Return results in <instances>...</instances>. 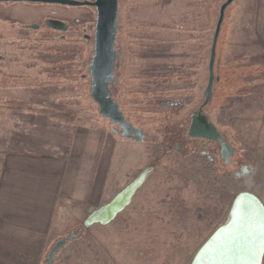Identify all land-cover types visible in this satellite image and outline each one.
Returning a JSON list of instances; mask_svg holds the SVG:
<instances>
[{"label":"rangeland","instance_id":"374dc122","mask_svg":"<svg viewBox=\"0 0 264 264\" xmlns=\"http://www.w3.org/2000/svg\"><path fill=\"white\" fill-rule=\"evenodd\" d=\"M223 1L118 0L114 98L145 135L146 153L140 143L122 152L127 172L146 159L130 179L143 181L107 223L87 221L86 212L56 218L40 264L57 239L79 231L53 264H191L239 193L264 209V0H234L226 8L217 80L202 108L234 150L230 162L217 142L187 134L204 99ZM46 18L69 28L53 30ZM95 18L92 6L0 3V55L8 60L0 62V166L8 153L68 147L74 135L96 126L112 131L90 96L93 42L83 34L92 36Z\"/></svg>","mask_w":264,"mask_h":264},{"label":"crops","instance_id":"0c3cea01","mask_svg":"<svg viewBox=\"0 0 264 264\" xmlns=\"http://www.w3.org/2000/svg\"><path fill=\"white\" fill-rule=\"evenodd\" d=\"M137 143L146 153L144 141L103 125L74 135L68 147L6 154L0 166V264H40L56 218L66 212L77 218L113 200L142 172L146 159L127 172L122 154Z\"/></svg>","mask_w":264,"mask_h":264},{"label":"water","instance_id":"95a60500","mask_svg":"<svg viewBox=\"0 0 264 264\" xmlns=\"http://www.w3.org/2000/svg\"><path fill=\"white\" fill-rule=\"evenodd\" d=\"M0 1H15V2H32L42 4H59L63 6H92L95 8L96 20L94 27V48L93 55L89 62V75H90V96L97 104L98 113L102 118L108 119L113 125L110 129L126 139L133 140L134 142H143L145 135L141 127H134L132 123L127 121L124 117L122 110L119 108L118 103L111 97L109 85L114 82V69L116 66V52L114 50L116 24H117V11L118 0H0ZM234 0H224L218 10L217 20L215 22L211 44L209 47V56L207 63V80L203 90V102L201 107L195 110L190 115V122L188 125L187 134L191 138H199L205 141L217 142L220 146V156L226 162H230V156L234 150L225 141L223 135L218 131L216 125L209 119L208 115L202 111V106H206L212 99V88L214 80L217 77L214 74V64L216 57V47L221 31V26L225 16L226 8L232 4ZM46 24L55 30L66 31L67 24L61 20L49 18L46 19ZM32 28H37L36 24L30 25ZM134 182V181H132ZM131 182V183H132ZM130 183V184H131ZM126 186L123 190L128 189ZM120 191L109 203L98 208L90 213L87 221H90L91 216L99 211L104 210L110 203L118 199ZM233 211V208H232ZM230 213V217L232 214ZM224 224L214 233V235L206 242V244L199 250L191 264H197L198 260L209 254V248L212 245L213 238L219 230L223 228ZM80 235L71 232L67 236L57 239L46 254L44 264H53L56 254L62 249L65 244ZM228 238V235H223ZM220 235L218 242L222 241L223 237ZM214 239V240H213ZM216 242H213V244ZM197 261V262H196Z\"/></svg>","mask_w":264,"mask_h":264},{"label":"bare ground","instance_id":"6f19581e","mask_svg":"<svg viewBox=\"0 0 264 264\" xmlns=\"http://www.w3.org/2000/svg\"><path fill=\"white\" fill-rule=\"evenodd\" d=\"M142 181L132 182L117 200L91 216L90 221L107 223L111 220L129 203ZM220 235H228V238L223 236L226 239L218 242ZM213 238L209 254L201 257L197 264H260L264 253V209L258 199L246 192L239 193L231 217Z\"/></svg>","mask_w":264,"mask_h":264},{"label":"flooded vegetation","instance_id":"af4514ba","mask_svg":"<svg viewBox=\"0 0 264 264\" xmlns=\"http://www.w3.org/2000/svg\"><path fill=\"white\" fill-rule=\"evenodd\" d=\"M0 3L1 4H18V3H30V4H37V3H32V2H26V1H22V2H15V1H0ZM117 15H118V11H117ZM46 19H49V18H46ZM46 19H44L43 20V23L47 26V27H49L47 24H46ZM54 19H57V18H54ZM4 21H9V20H7V19H3ZM58 20H60V19H58ZM95 20H96V18H95ZM61 21H63V20H61ZM64 23H66L65 21H63ZM67 24V23H66ZM16 27L18 28L19 27V23L18 22H16ZM31 24H23V28H31V29H33V30H36V29H38V27H39V25L38 24H36L37 25V28H32L31 26H30ZM117 26H118V21H117V24H116V36H115V45H114V50H115V52H116V55H117V58H116V66H115V69H114V82L112 83V84H110L109 85V88H110V95H111V97L116 101V99L114 98V95H116V93H117V88H116V76H117V72H118V69H119V66H120V63H119V54H118V52H117V42H116V38H117ZM67 27L69 28V26H68V24H67ZM94 27H95V23H94ZM94 27H93V33H92V36L91 35H89V34H86V33H84L83 34V38L86 40V41H88V40H92V42H93V48H94ZM50 28V27H49ZM68 28H67V30H68ZM89 28H92V26H91V24H89ZM52 29V28H51ZM53 30H55V29H53ZM66 30V31H67ZM56 31H59V30H56ZM59 32H61V31H59ZM65 32V31H64ZM22 35V34H21ZM61 38H64V36H61ZM3 46V45H2ZM5 46V45H4ZM93 50V49H92ZM0 51H2V53L3 52H5V49L3 50V49H1ZM93 55V54H92ZM92 57V56H91ZM91 60V59H90ZM90 60H89V62H90ZM6 61H8L7 59H6V57L5 56H3V55H0V62H6ZM88 68H89V64H88ZM117 102V101H116ZM119 106V105H118ZM120 108V107H119ZM195 111V110H194ZM125 117V116H124ZM126 119V118H125ZM127 120V119H126ZM128 121V120H127ZM111 123V122H110ZM113 124L111 123L110 124V127L112 126ZM134 127H136V126H134Z\"/></svg>","mask_w":264,"mask_h":264},{"label":"trees","instance_id":"16d2710c","mask_svg":"<svg viewBox=\"0 0 264 264\" xmlns=\"http://www.w3.org/2000/svg\"><path fill=\"white\" fill-rule=\"evenodd\" d=\"M217 48V47H216ZM216 58V57H215ZM215 63H216V60H215ZM214 74H215V64H214ZM216 80H214L213 82V88H214V84H215ZM213 88H212V94H213ZM205 107V106H202V108Z\"/></svg>","mask_w":264,"mask_h":264}]
</instances>
